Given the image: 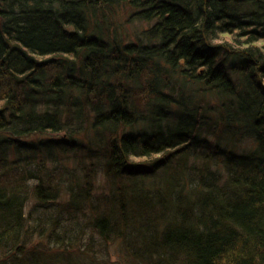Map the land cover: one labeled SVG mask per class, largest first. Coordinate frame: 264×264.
<instances>
[{
	"label": "trees",
	"instance_id": "1",
	"mask_svg": "<svg viewBox=\"0 0 264 264\" xmlns=\"http://www.w3.org/2000/svg\"><path fill=\"white\" fill-rule=\"evenodd\" d=\"M209 114L231 147L200 153L188 186ZM240 138L254 147L237 153ZM96 142L104 187L62 162ZM26 189L45 204L62 190L61 212L128 264H264V0H0V264H72L29 238L61 250L81 225L30 226Z\"/></svg>",
	"mask_w": 264,
	"mask_h": 264
},
{
	"label": "rangeland",
	"instance_id": "2",
	"mask_svg": "<svg viewBox=\"0 0 264 264\" xmlns=\"http://www.w3.org/2000/svg\"><path fill=\"white\" fill-rule=\"evenodd\" d=\"M214 115L209 114V116H206L205 121L203 122V127L198 133L199 137V144L196 148H193L191 151V155L189 158H187V167H190L191 170L192 168L195 171V168L203 164V161L201 157H198L200 153H209V155H213V152L215 150H220L223 147H231V139L227 135L226 130L223 128L221 125L219 128H216V124L213 122L214 121ZM230 133V132H229ZM218 144L222 146V148L218 147ZM253 142L249 139L246 138H240L238 140V143L234 145L235 150L237 153H241L245 149H250L251 146H253ZM103 144L100 142L94 143V149L92 150L93 156L88 158V154L86 151H79L78 152V159H64L62 162L68 167H71L72 163H79L80 166H85V170H82V172H85L84 174H87L88 172L93 174L95 184L97 187H104V181L105 179V173H104V162H105V157H106V151L102 147ZM171 150V149H170ZM173 152V153H172ZM172 152L169 156V166L172 167V171L177 172L181 167L177 166L178 161H179V155L177 152H175V149H172ZM35 154H29L28 152H24V155L20 154L19 156V167L21 170H25L27 173L31 169H35L36 166V161L34 156ZM48 166H52V163L47 161L46 162ZM155 166L156 170L153 172V175L160 174L162 173L163 167L160 165V161L158 162ZM57 164V163H56ZM55 164V165H56ZM60 164V163H59ZM160 166V167H159ZM194 166V167H192ZM222 167V159L220 156H212L209 160V169L207 171L211 172L214 170H219ZM93 169V170H91ZM33 172V171H30ZM87 172V173H86ZM190 172V178L187 180L186 185L190 186L191 181H193V176L195 173L192 171ZM30 175V174H29ZM152 176V175H151ZM132 177H130L131 179ZM143 179H146L143 178ZM184 179V178H183ZM182 177L180 178V181L183 180ZM197 179V176L194 177V180ZM141 181V180H140ZM28 183V181H26ZM183 182V181H182ZM181 182V183H182ZM36 183V182H35ZM34 184V180H31L28 185L29 187ZM188 186L185 187L188 189ZM184 188V187H183ZM27 194H24L25 191H22L20 193L24 194L25 197V204L23 205V212L27 217V223L31 225H35V222L38 220L39 216H46V213H49L50 216H46L48 218H52L53 221L56 220L55 215L58 213L60 214L59 219L57 220V224L60 226H66L69 227L70 229L72 228L73 230H77L75 225H81V229H78V234L74 236V240H69L71 244H67V241L64 240L62 242V245H66L63 247V249L59 250L58 245L56 243H52L50 239H48L45 236H41L40 234L38 235L37 232L40 233L38 230H34L32 235L29 238V243L30 244H38L41 243L42 246L41 248L45 247L48 250H50L49 257H51L53 260L54 258H59V257H64L69 259H74L76 260L72 264H128L124 260V256L126 255V250L122 248V244L119 240L117 239H108V240H102L99 236H95L91 230V228L87 225H85L86 220L82 217L81 212H79V216H76L75 220H71L66 212H61V205L60 202H63L65 197L63 196L62 190H60L59 195L57 196V199H53V201L49 200L46 204L43 203V200L40 201L38 200L37 196L31 192V190H27ZM94 193H98L99 189L96 188ZM62 197V198H61ZM49 211V212H47ZM45 214V215H43ZM45 218V217H44ZM87 218V217H86ZM40 229H43L41 226ZM48 227L43 229L44 233L47 232ZM57 232V231H56ZM58 233V232H57ZM91 235H94V238H92V241L90 244H88V239L91 237ZM87 245V246H86ZM61 246V245H59ZM53 248V249H52ZM61 248V247H60ZM72 252V253H71ZM85 252V253H84ZM85 254V255H84ZM74 257H72V256ZM70 256V257H69ZM48 262V261H44ZM51 264H54L53 261H50ZM45 264V263H44ZM63 264V263H61Z\"/></svg>",
	"mask_w": 264,
	"mask_h": 264
}]
</instances>
